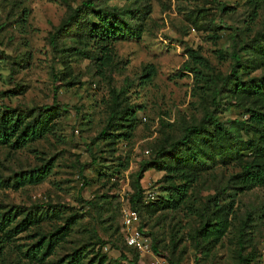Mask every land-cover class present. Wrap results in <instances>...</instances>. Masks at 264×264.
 <instances>
[{
  "label": "rangeland",
  "instance_id": "rangeland-1",
  "mask_svg": "<svg viewBox=\"0 0 264 264\" xmlns=\"http://www.w3.org/2000/svg\"><path fill=\"white\" fill-rule=\"evenodd\" d=\"M228 1L235 11L225 15L217 10L214 0H150L152 12L141 38L118 41L114 62L104 75L97 73L89 59L73 56L70 65L78 83L65 86L64 81L58 85L53 81L59 56L49 44V35L68 14L66 2L76 6L81 0H0V105L28 110L51 104L58 86L55 99L64 109L55 120L53 133L21 149L0 147V178L26 170L42 159L54 158L50 175L41 183L18 189L0 187V212L64 205L61 217L50 218L39 226L44 232L62 225L69 214L80 217L46 260H65L72 251L82 249L83 262L98 253L104 256L100 264H113L115 260L119 264H235L238 230L244 223V253L253 250L255 259L251 264H264V186L236 198L224 235L207 255L193 249L191 235L202 220L200 204L209 194L226 187L230 174L237 170L235 163L219 164L203 174L189 191L188 202L196 199L195 204L183 203L176 210L152 216L138 215L137 226L145 229L148 251L127 243L123 221L124 210H134L129 196L140 163L152 158L154 147L166 135L177 137L183 124L198 120L207 105L199 98L193 75L183 67L188 58L185 48H199L217 71L225 73L230 59H221L218 50L231 49L229 33L233 29L226 27H238L250 37L264 30V8L245 30L250 7L244 0ZM108 4L125 6L128 2L114 0ZM200 8V22L213 19L220 25L218 40L208 29L198 30L187 18L192 10ZM58 45H73V40L65 39ZM146 64L154 66L156 75L150 84L141 87L138 76ZM125 79L133 81L129 96L139 107L137 128L128 140L92 143L106 124L110 89H119ZM225 105L217 112L220 118L239 116L235 108H223ZM165 176L164 171L156 169L143 174L140 183L146 202L168 196L162 188L167 184ZM173 181L178 183L179 179ZM34 232L31 227L13 240L0 242V264H47L25 255L36 239L31 236ZM155 239L157 251L152 248ZM133 250L139 254L135 263Z\"/></svg>",
  "mask_w": 264,
  "mask_h": 264
},
{
  "label": "trees",
  "instance_id": "trees-1",
  "mask_svg": "<svg viewBox=\"0 0 264 264\" xmlns=\"http://www.w3.org/2000/svg\"><path fill=\"white\" fill-rule=\"evenodd\" d=\"M111 1L114 0H81L76 6L66 2L68 14L49 35V44L59 56L57 70L52 74L56 85L59 81H64L65 86L78 83L70 65L73 56L89 59L97 73L104 75L114 62L116 43L141 38L146 20L152 12L150 0H122L128 2L125 6L109 5L108 2ZM244 1L250 7L246 19L249 23L245 27V30H248L250 24L256 20L258 11L264 8V0ZM214 2L220 13L228 15L235 11V7L228 0ZM201 11L202 8L192 10L187 14V18L198 30L208 29L213 38L218 40L221 37V34L217 33L220 25L215 24L213 19L211 22H200ZM226 28L233 29L229 33L231 49L229 52L218 50V55L221 59H230L228 72L217 71L199 48H185L188 58L183 67L193 75L199 98L202 103L205 100L207 105L198 120L183 124L177 137L166 135L163 141L154 147L152 158L140 163L133 175V192L129 196L130 206L138 211L140 216H152L163 210H176L183 203L195 204L196 199L188 202L189 191L204 173L212 171L219 164L235 163L237 170L230 174L226 187L209 194L200 204L202 220L191 239L193 249L204 255H207L224 235L229 216L234 213L236 198L247 191L264 186V71L253 74L264 70V30L257 31L250 37L238 27ZM65 39L73 40V45L59 47V42ZM155 75L154 66L146 64L138 76V85L147 86ZM132 85L133 81L125 79L119 89H110L106 124L93 138L92 143L106 140L107 143L114 144L118 138L128 140L132 137L139 123L136 117L139 107L131 102L129 96ZM57 87L54 89L51 104L28 110L0 105V147L7 145L15 150L21 149L53 133L55 120L64 112L55 99ZM222 102L224 104H221ZM221 105H225L223 108H235L239 116L223 120L217 114ZM93 163L95 164V160ZM53 166L54 158L42 159L39 164L26 170L0 178V187L18 189L39 184L50 175ZM83 168L81 166V172ZM149 169L166 173L164 180L167 184L162 188L168 192L167 197L159 196L154 201H145L140 180ZM175 177L179 179L178 183L173 181ZM37 207L32 206L21 212L18 208L14 212L12 209L0 212V242L13 240L20 232L33 227L35 232L31 236L36 239L25 251V255L30 259L46 261L47 264L104 262V256L98 253L83 262L85 254L82 249L72 251L65 260H46L78 223L77 218L80 217L77 214H69L62 225L44 232L39 226L50 218L61 217V210L65 206L57 203L47 206V209ZM243 225L244 223L238 230L235 264H251L255 259L253 250L244 253L247 239L243 238ZM138 229L146 234L141 226H138ZM156 246L155 239L152 243L154 251H157ZM2 247L0 244V249ZM133 252L135 263L139 254L135 250ZM116 261L113 264H119Z\"/></svg>",
  "mask_w": 264,
  "mask_h": 264
},
{
  "label": "built area",
  "instance_id": "built-area-1",
  "mask_svg": "<svg viewBox=\"0 0 264 264\" xmlns=\"http://www.w3.org/2000/svg\"><path fill=\"white\" fill-rule=\"evenodd\" d=\"M123 221L127 231V243L139 250L148 251L150 249L148 237L137 226L138 214L131 209L124 210Z\"/></svg>",
  "mask_w": 264,
  "mask_h": 264
}]
</instances>
